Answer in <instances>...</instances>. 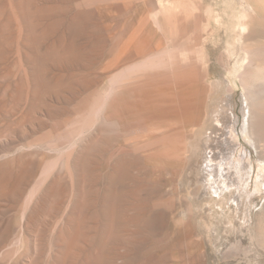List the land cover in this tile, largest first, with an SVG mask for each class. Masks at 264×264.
Returning a JSON list of instances; mask_svg holds the SVG:
<instances>
[{"label": "rangeland", "instance_id": "1", "mask_svg": "<svg viewBox=\"0 0 264 264\" xmlns=\"http://www.w3.org/2000/svg\"><path fill=\"white\" fill-rule=\"evenodd\" d=\"M170 5L0 0V264H264V199H208L202 156L229 82L201 62L188 92L153 21ZM162 87L173 121L191 112L189 139L147 142L140 96ZM186 140L184 165L170 153Z\"/></svg>", "mask_w": 264, "mask_h": 264}, {"label": "bare ground", "instance_id": "2", "mask_svg": "<svg viewBox=\"0 0 264 264\" xmlns=\"http://www.w3.org/2000/svg\"><path fill=\"white\" fill-rule=\"evenodd\" d=\"M168 2L171 5L164 12L155 14L153 21L156 22L157 31L169 33L173 61H179L180 57L186 61L185 87L188 92L193 94L199 89L201 62L205 65V75L209 76L212 74V70L217 68L225 72L226 82L230 83L226 86L222 82L218 84V86L226 88L227 91L222 97L225 103L221 107L228 118L219 119V130L212 136L209 148L202 156L200 170L203 176L201 178L209 189L210 198L208 199L215 201L219 208L228 206L232 199L238 202V199L242 197H246V201L249 202H253L255 197L263 200L264 0H168ZM143 20L145 19L143 18ZM143 20L140 21L143 23ZM142 27L144 28V26ZM134 30L133 32H135ZM145 37L148 41L147 36ZM129 38V41L133 39ZM138 38L140 39V37ZM145 39L143 40L145 41ZM147 41L145 42L147 43ZM124 42L122 43L125 44ZM132 42L131 40L129 43L132 44ZM160 44L161 42L158 43L159 49L162 48ZM130 46L128 45V48ZM212 59H216L217 62H210ZM168 91V88L162 87L148 90L140 96L143 107L139 106L141 108L139 112L144 115L149 131L148 133L145 131L147 136L152 137L148 139V143L154 139L152 142L163 137L172 138L173 136L189 139V131L187 132L181 123L183 113L189 114L190 111H175L174 115L177 121H173L170 117L173 112L170 114L168 109L173 101H171V93ZM235 94L240 95L238 99L241 100V111L239 110L241 116H236V107L238 106L236 104L234 108ZM190 118V120H194L192 117ZM239 122H242L240 130ZM173 129L175 131L170 134ZM157 133H164V136H158ZM187 142L186 140L185 144L182 143L174 147L173 150L170 149L171 157L186 159L184 165L189 157L187 153L191 152ZM197 169L199 168L197 167Z\"/></svg>", "mask_w": 264, "mask_h": 264}]
</instances>
